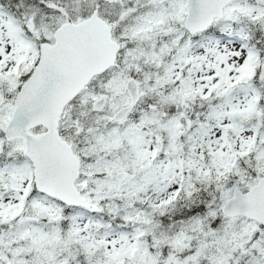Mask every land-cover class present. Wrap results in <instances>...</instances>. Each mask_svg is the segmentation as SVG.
<instances>
[{"label":"snow or ice","instance_id":"obj_1","mask_svg":"<svg viewBox=\"0 0 264 264\" xmlns=\"http://www.w3.org/2000/svg\"><path fill=\"white\" fill-rule=\"evenodd\" d=\"M0 264H264V0H0Z\"/></svg>","mask_w":264,"mask_h":264}]
</instances>
